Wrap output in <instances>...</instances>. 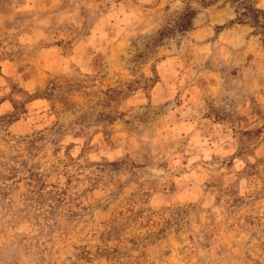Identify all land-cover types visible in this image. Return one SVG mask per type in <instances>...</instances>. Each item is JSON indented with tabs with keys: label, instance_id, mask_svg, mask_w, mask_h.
I'll return each mask as SVG.
<instances>
[{
	"label": "rangeland",
	"instance_id": "obj_1",
	"mask_svg": "<svg viewBox=\"0 0 264 264\" xmlns=\"http://www.w3.org/2000/svg\"><path fill=\"white\" fill-rule=\"evenodd\" d=\"M243 3L0 0V264H264Z\"/></svg>",
	"mask_w": 264,
	"mask_h": 264
},
{
	"label": "clouds",
	"instance_id": "obj_2",
	"mask_svg": "<svg viewBox=\"0 0 264 264\" xmlns=\"http://www.w3.org/2000/svg\"><path fill=\"white\" fill-rule=\"evenodd\" d=\"M261 3H264V0H261ZM167 29H170V31H167V34L165 35H157L156 39L160 40L161 42H163L164 40H167L170 36L176 34L177 32H180V28L177 26L176 22H172L170 25L166 26ZM186 30V29H185ZM161 31H165V28H162ZM216 108V105L214 102L211 101V99H209V111H211L212 109ZM217 111H219V109H216ZM0 171H2V169H0ZM29 241H24L23 244H16L14 245V248L16 249L17 255L19 256V258L21 259V261H25L28 259V257L25 256V246L28 245ZM41 247H43V245H41ZM32 250H29V253L31 255ZM44 255H47V253H44Z\"/></svg>",
	"mask_w": 264,
	"mask_h": 264
},
{
	"label": "trees",
	"instance_id": "obj_3",
	"mask_svg": "<svg viewBox=\"0 0 264 264\" xmlns=\"http://www.w3.org/2000/svg\"><path fill=\"white\" fill-rule=\"evenodd\" d=\"M239 17L237 19L243 23L246 18L250 19L255 24L262 26L264 22V13H262L256 6L251 3H243L242 11L239 12ZM186 18H189V14L186 15ZM190 19L186 20V23L182 24L180 27L186 29L190 24Z\"/></svg>",
	"mask_w": 264,
	"mask_h": 264
}]
</instances>
